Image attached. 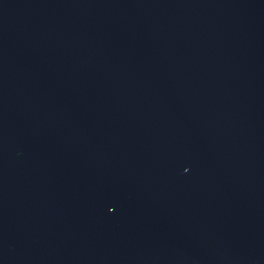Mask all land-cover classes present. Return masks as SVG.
<instances>
[{
    "label": "water",
    "instance_id": "95a60500",
    "mask_svg": "<svg viewBox=\"0 0 264 264\" xmlns=\"http://www.w3.org/2000/svg\"><path fill=\"white\" fill-rule=\"evenodd\" d=\"M0 264H264V0H0Z\"/></svg>",
    "mask_w": 264,
    "mask_h": 264
}]
</instances>
